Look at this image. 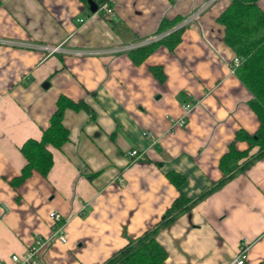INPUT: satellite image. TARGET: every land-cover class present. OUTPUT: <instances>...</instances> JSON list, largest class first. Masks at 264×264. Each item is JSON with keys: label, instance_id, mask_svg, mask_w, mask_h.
I'll use <instances>...</instances> for the list:
<instances>
[{"label": "crops", "instance_id": "obj_1", "mask_svg": "<svg viewBox=\"0 0 264 264\" xmlns=\"http://www.w3.org/2000/svg\"><path fill=\"white\" fill-rule=\"evenodd\" d=\"M228 2L111 0L92 12L79 0H0V264L38 236L47 239L38 264L101 263L156 225L179 191L194 197L219 179V158L235 132L258 127L217 21ZM258 5L264 12V0ZM175 15L193 18L173 51L159 45L135 63L128 50ZM59 95L84 100L93 117L67 108L69 139L50 146L48 174L33 170L12 186L25 162L20 146L40 138ZM187 101L193 107L185 113ZM182 117L184 125L173 124ZM131 149L142 158L130 160ZM171 170L184 176L179 191L166 177ZM52 210L65 219V242L51 237ZM156 238L166 264H229L243 240L244 264L264 258V156Z\"/></svg>", "mask_w": 264, "mask_h": 264}, {"label": "trees", "instance_id": "obj_2", "mask_svg": "<svg viewBox=\"0 0 264 264\" xmlns=\"http://www.w3.org/2000/svg\"><path fill=\"white\" fill-rule=\"evenodd\" d=\"M89 8V0H79ZM98 8L109 5L111 0H93ZM259 0H229L226 7L219 13L217 21L223 26V41L233 51L234 57L240 62L233 67L235 75L251 92L248 105L258 119L255 132L248 133L243 129L235 132L234 141L228 145L218 162L220 177L194 197H187L179 191L184 176L176 171L166 172V177L179 191L178 196L166 208L156 225L144 230L140 235L130 238L123 246L110 255L105 261L95 264H166L168 253L158 242L156 235L161 228L169 225L182 213L192 207L223 183L243 172L254 161L264 156V12L258 5ZM185 19L182 15L163 18L155 35L167 32L159 39L128 50L135 63H140L154 49L163 45L173 51L180 42L186 26L180 25ZM152 74L164 79V72L159 65L150 66ZM55 110L49 118V125L42 130L40 138H27L20 146L25 162L20 174L10 180L12 186L22 183L35 170L46 176L53 165L50 146L60 149L69 139V129L63 123L67 108L75 111L85 110L93 117L89 105L84 100L72 101L59 95L55 102ZM242 140L247 143L246 149H238L234 142ZM91 178V175H88ZM256 264H264V258Z\"/></svg>", "mask_w": 264, "mask_h": 264}, {"label": "built area", "instance_id": "obj_3", "mask_svg": "<svg viewBox=\"0 0 264 264\" xmlns=\"http://www.w3.org/2000/svg\"><path fill=\"white\" fill-rule=\"evenodd\" d=\"M101 7L107 8V5H102ZM193 18L192 15H190L186 20L184 19L180 25H184L191 21ZM167 32H163L161 34L154 35L151 38H148L146 40L141 41L140 43L135 44L132 46V48L144 45L146 43H149L153 40L159 39L160 37L164 36ZM52 51L58 50L59 45L56 46H50L48 47ZM240 62V59L235 57L232 61V68L237 65ZM193 107V102L187 101L183 104V108L185 113H187L191 108ZM173 124L176 125H184L185 124V118H179L174 120ZM144 136L149 138L150 140L153 141L154 136L147 131L143 132ZM130 160H137L142 158V152L138 151L137 149H131L127 152ZM49 217L54 221V223H57L58 225L56 227H53L51 237H55V239L65 242V236L63 234L62 228L64 226L65 219L62 218V215L56 211L52 210L49 212ZM47 242V239H44L40 236L35 237L33 240V243L21 254H12L10 256V260L8 264H38L39 263V251L42 246H44ZM249 248V245L246 243L245 240L240 242V245L238 247V252L236 256L233 258V260L229 264H244L245 259H246V252Z\"/></svg>", "mask_w": 264, "mask_h": 264}, {"label": "water", "instance_id": "obj_4", "mask_svg": "<svg viewBox=\"0 0 264 264\" xmlns=\"http://www.w3.org/2000/svg\"><path fill=\"white\" fill-rule=\"evenodd\" d=\"M88 3L90 11L95 12L98 9V6L93 0H89Z\"/></svg>", "mask_w": 264, "mask_h": 264}, {"label": "rangeland", "instance_id": "obj_5", "mask_svg": "<svg viewBox=\"0 0 264 264\" xmlns=\"http://www.w3.org/2000/svg\"><path fill=\"white\" fill-rule=\"evenodd\" d=\"M161 34V33H160Z\"/></svg>", "mask_w": 264, "mask_h": 264}]
</instances>
